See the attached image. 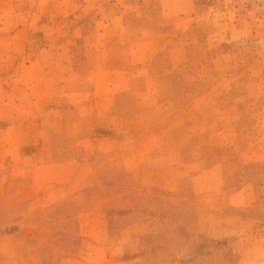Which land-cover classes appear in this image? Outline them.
<instances>
[{"label": "rangeland", "instance_id": "374dc122", "mask_svg": "<svg viewBox=\"0 0 264 264\" xmlns=\"http://www.w3.org/2000/svg\"><path fill=\"white\" fill-rule=\"evenodd\" d=\"M0 264H264V0H0Z\"/></svg>", "mask_w": 264, "mask_h": 264}]
</instances>
